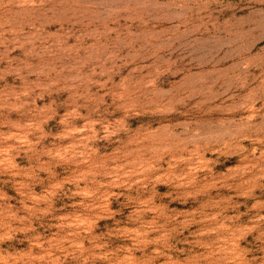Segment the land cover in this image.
I'll list each match as a JSON object with an SVG mask.
<instances>
[{
  "label": "rangeland",
  "instance_id": "rangeland-1",
  "mask_svg": "<svg viewBox=\"0 0 264 264\" xmlns=\"http://www.w3.org/2000/svg\"><path fill=\"white\" fill-rule=\"evenodd\" d=\"M0 264H264V0H0Z\"/></svg>",
  "mask_w": 264,
  "mask_h": 264
}]
</instances>
